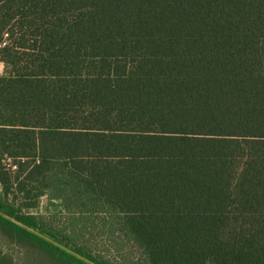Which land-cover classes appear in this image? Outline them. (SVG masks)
I'll return each mask as SVG.
<instances>
[{
    "label": "trees",
    "instance_id": "obj_1",
    "mask_svg": "<svg viewBox=\"0 0 264 264\" xmlns=\"http://www.w3.org/2000/svg\"><path fill=\"white\" fill-rule=\"evenodd\" d=\"M0 63V264H264V0H0Z\"/></svg>",
    "mask_w": 264,
    "mask_h": 264
},
{
    "label": "rangeland",
    "instance_id": "obj_2",
    "mask_svg": "<svg viewBox=\"0 0 264 264\" xmlns=\"http://www.w3.org/2000/svg\"><path fill=\"white\" fill-rule=\"evenodd\" d=\"M3 73V65L0 64V75ZM10 165H12V160H4L3 166L6 170H10ZM48 200L46 197H42L39 202L36 209L31 210V214L45 217L48 221L55 220V223L59 225L60 229H63L65 226H63L65 214L57 213L54 211L48 210ZM68 225V224H66ZM65 229V228H64ZM84 238L83 241L86 242V246L89 249V252H91L93 255L97 257H102L104 259H107L108 261H111L113 263L126 261L127 258H134V260H137L139 256V250L137 247H135L132 243L128 244H122L120 239L112 240L111 237L107 234V232H103L98 227H90L84 232ZM1 240V239H0ZM62 245H64L66 242L61 241ZM78 243L80 240L77 241ZM2 249L5 252H10L11 254L18 255L19 260L15 261L14 264H27L28 261H24V254L17 250H11L9 247L2 246ZM10 250V251H9ZM29 264H34L33 262H30Z\"/></svg>",
    "mask_w": 264,
    "mask_h": 264
},
{
    "label": "built area",
    "instance_id": "obj_3",
    "mask_svg": "<svg viewBox=\"0 0 264 264\" xmlns=\"http://www.w3.org/2000/svg\"><path fill=\"white\" fill-rule=\"evenodd\" d=\"M10 169H11V171H14L16 169V167L14 165H10Z\"/></svg>",
    "mask_w": 264,
    "mask_h": 264
},
{
    "label": "crops",
    "instance_id": "obj_4",
    "mask_svg": "<svg viewBox=\"0 0 264 264\" xmlns=\"http://www.w3.org/2000/svg\"><path fill=\"white\" fill-rule=\"evenodd\" d=\"M1 64V63H0Z\"/></svg>",
    "mask_w": 264,
    "mask_h": 264
}]
</instances>
